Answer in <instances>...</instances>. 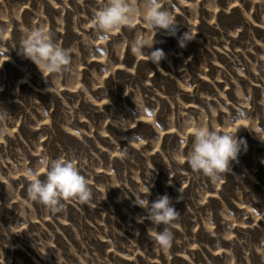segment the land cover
I'll return each instance as SVG.
<instances>
[{"label":"rangeland","instance_id":"rangeland-1","mask_svg":"<svg viewBox=\"0 0 264 264\" xmlns=\"http://www.w3.org/2000/svg\"><path fill=\"white\" fill-rule=\"evenodd\" d=\"M105 3L0 0V264H264V0H160L174 34L137 14L101 36ZM35 28L69 51L61 72L19 52ZM153 35L158 64L131 50ZM189 118L246 142L219 179L187 163ZM41 156L74 163L87 204L61 197L52 213L29 198L24 170L44 179ZM140 194L168 195L178 216L153 225Z\"/></svg>","mask_w":264,"mask_h":264},{"label":"clouds","instance_id":"clouds-1","mask_svg":"<svg viewBox=\"0 0 264 264\" xmlns=\"http://www.w3.org/2000/svg\"><path fill=\"white\" fill-rule=\"evenodd\" d=\"M139 14L143 23L148 29L155 32L159 29L171 30L174 34L176 24L174 16L169 10L163 8L160 0H143L142 8H138L129 0H107L94 14L93 24L101 36L107 35L113 30L131 25ZM154 35L149 41L143 36L136 37L131 42L133 53H142L153 63L159 62L164 56L161 49H153L145 53V48H151ZM187 32L182 34L179 40L192 39ZM182 46V45H181ZM19 52L31 60L42 74L59 73L70 63V53L57 43L50 32L43 28L29 29L19 45ZM135 102V101H134ZM136 104V102H135ZM6 118V114H0V120ZM246 114L239 113L235 119L242 121ZM192 136L191 150L187 155V163L190 168L202 172L213 180L219 179L222 172L229 168V161L235 160L242 146L246 148V142L242 138H237V131H219L197 123L189 118L186 122ZM41 171L45 173L41 179L32 168H25L24 172L30 178L27 188L28 196L33 201L43 203L50 212L56 213L63 208L61 197L67 199L77 197L82 204H87L91 198V190L87 181L80 174L74 163L61 159H50L45 156L40 157ZM149 193V188L145 186L144 194ZM135 203L146 209L147 219L153 225L170 224L178 216V212L170 203L168 195H160L157 199L149 202L147 196L136 197ZM173 235L170 230L158 231L155 240L161 248L170 247Z\"/></svg>","mask_w":264,"mask_h":264}]
</instances>
